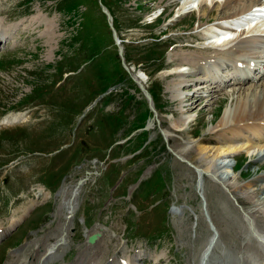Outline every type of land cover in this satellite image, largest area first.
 <instances>
[{
    "label": "rangeland",
    "instance_id": "rangeland-1",
    "mask_svg": "<svg viewBox=\"0 0 264 264\" xmlns=\"http://www.w3.org/2000/svg\"><path fill=\"white\" fill-rule=\"evenodd\" d=\"M197 6L193 0H0V29H10L0 47V264L27 257L23 264H200L211 232L193 146L215 145L221 132L202 128L235 87L215 91L210 82L194 81L200 58L217 51L231 56L229 43L217 47L205 39L221 22L214 17L199 27ZM175 59L188 62L177 68ZM180 74L186 80L175 92L172 77ZM131 76L140 78L150 104ZM4 115L13 123L2 124ZM255 153L227 158L238 185L224 187L202 173L219 235L208 264L264 262V247L242 219L245 213L264 233V159ZM81 179L67 221L66 200ZM96 231L101 236L92 246L86 235Z\"/></svg>",
    "mask_w": 264,
    "mask_h": 264
},
{
    "label": "bare ground",
    "instance_id": "bare-ground-1",
    "mask_svg": "<svg viewBox=\"0 0 264 264\" xmlns=\"http://www.w3.org/2000/svg\"><path fill=\"white\" fill-rule=\"evenodd\" d=\"M193 2L198 3L196 16L199 19V27L208 24V21L214 17H217L216 21L221 22L213 25L214 28L212 29L214 31L209 27L212 33H209L205 39L217 47H222L229 43L231 54L230 59L227 60L226 57H229V55L225 54L223 57L221 51H217L215 56L210 57L208 55L204 59L200 58L195 67L197 68L196 74L200 77L194 81L196 83L202 82L201 84L210 82V89L214 88L215 91L226 90L231 86L235 88H231L232 90L225 95L223 94L222 98L217 101L220 105L219 113H216L210 123L202 128V133L206 131L211 134L213 130L215 133L221 132L217 134L215 145L209 146L201 142L202 140H197L196 144L193 142L195 144L193 146L195 157L192 158L191 162L195 165L196 160L199 161V165H193L194 169L200 173L208 174L210 178L212 177L222 186L229 187V185H236L238 181L235 175L228 171L232 166L231 162L227 160L229 156L244 152L247 156L252 157L254 151L257 150L254 159H257L256 157L259 160L264 159V30L262 31V28H264V17H256V14H262L260 12L249 14L253 8L264 7V0H218V3L216 0H193ZM204 3L207 5L204 6ZM241 23H245V31L238 32L240 29H237L233 32V30L227 28V26L238 27ZM254 23L256 25L253 27ZM9 33L7 29L0 30V42L5 40L9 36ZM201 50L203 51L205 48H201ZM180 59L173 61L176 65L175 67L178 66L177 68L183 67L188 62V60ZM172 78L174 79L171 86L176 92L181 87L180 79H184L183 81L186 79L184 74H180L177 77L173 76ZM180 102H187V99H183ZM186 121H188V125L190 120L188 119ZM186 121H184L185 123L183 125H186ZM250 133L251 136L249 135ZM185 134L188 133L185 132ZM178 155L182 157V154ZM213 165L214 167H212ZM212 168H214L213 170L215 172H218L219 169L222 171L220 177L211 173L213 171ZM237 190H241L240 187ZM79 192L80 189L75 185L66 200L65 207L67 213L70 212L73 206L72 196L76 195V198ZM75 208L76 204L73 209L75 210ZM262 213L264 215V211ZM243 214L245 213H242L243 221L252 227L250 229L252 236L256 235L255 238L264 247V233L254 229L253 227L255 225L252 219L248 215V218L245 219ZM64 237V235L60 236L58 241L63 242ZM210 239H213V235H211ZM88 244L94 245L89 242ZM53 248L51 246L48 249H43L40 258L46 254L49 256ZM208 250L206 247L203 256H205ZM27 258L24 259L22 264L27 262ZM201 260L200 264H203ZM256 262L258 264H264V262H259V260ZM38 264H42L40 260Z\"/></svg>",
    "mask_w": 264,
    "mask_h": 264
},
{
    "label": "water",
    "instance_id": "water-1",
    "mask_svg": "<svg viewBox=\"0 0 264 264\" xmlns=\"http://www.w3.org/2000/svg\"><path fill=\"white\" fill-rule=\"evenodd\" d=\"M99 5H100V8H101V11H102V12L105 14V16H106V19H107L108 25H109V27L111 28V31H112V33H113V35H114V37H115V32H114V29H113V26H112V18H111V15H110V13L108 12L107 8H106L104 5H102L101 3H99ZM121 53H122V52H121V49H119V56H120V58L123 60V57H122V54H121ZM124 68H125L126 72H127L128 74H130L131 69L128 68V67H126V66H124ZM130 75H131V74H130ZM131 78H132L133 81L137 84V86L139 87V89L141 90V92L144 94V96H145L147 102L150 104V103H151V99H150L148 93L146 92V90H145V88H144V86H143V83L141 82L140 78H138V76H133V77L131 76ZM197 173H198L197 188H198L199 190H201V188H202V175H203V174L200 173L199 171H198ZM81 183H82V181L79 182V184H81ZM229 194H230V197H231V199L233 200L234 204L237 205V202H236V200L234 199V197L231 195V193H229ZM200 197H201V200H202V208H203L202 210H203L204 217L206 218V220H207V222H208V225H209L210 230L213 232V239H211L210 243L208 244L207 249H209V250H208L207 253L205 254V255H208L209 252H210V250L212 249V247H213V245H214V243H215V241H216L218 235H217V232H216V230H215V228H214V225L212 224V222H211V220H210L209 214H208V212H207L205 200H204V198L202 197L201 194H200ZM239 208H240V207H239ZM240 210H241V208H240ZM98 236H99V234H93V235H91V236L88 238V242L91 243V244H93V243L97 240Z\"/></svg>",
    "mask_w": 264,
    "mask_h": 264
}]
</instances>
